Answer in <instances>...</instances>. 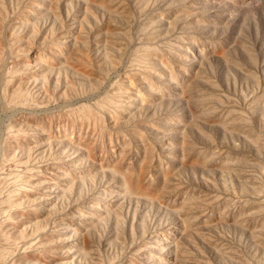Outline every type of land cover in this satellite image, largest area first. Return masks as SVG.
I'll list each match as a JSON object with an SVG mask.
<instances>
[{"label":"rangeland","instance_id":"obj_1","mask_svg":"<svg viewBox=\"0 0 264 264\" xmlns=\"http://www.w3.org/2000/svg\"><path fill=\"white\" fill-rule=\"evenodd\" d=\"M63 263L264 264V0H0V264Z\"/></svg>","mask_w":264,"mask_h":264},{"label":"bare ground","instance_id":"obj_2","mask_svg":"<svg viewBox=\"0 0 264 264\" xmlns=\"http://www.w3.org/2000/svg\"><path fill=\"white\" fill-rule=\"evenodd\" d=\"M29 146V145H28ZM69 164V163H68ZM66 165V164H65ZM69 167V166H68ZM75 169V168H74ZM45 182V181H44ZM43 183V182H42ZM34 184V183H33ZM48 190V189H47ZM39 195V194H38ZM45 197V196H44ZM46 202V201H45ZM49 202V201H48ZM44 203V202H43ZM50 205V204H49ZM41 208V207H40ZM52 209V208H51ZM34 212V211H33ZM27 215H29V214H27ZM79 219V218H78ZM9 224V223H8ZM17 224V223H16ZM42 227V226H41ZM58 234V233H57ZM43 235V234H42ZM45 235V234H44ZM52 236V235H51ZM4 238V237H3ZM68 250V249H67ZM22 255V254H21ZM71 255V254H70ZM22 257H23V255H22ZM53 257V256H52ZM66 257V256H65ZM68 257V256H67ZM54 258V257H53ZM52 258V259H53ZM73 258V257H72ZM36 259V258H35ZM37 259H39V258H37ZM51 259V258H50ZM39 261V260H38ZM76 261V260H75ZM64 264V263H63Z\"/></svg>","mask_w":264,"mask_h":264}]
</instances>
